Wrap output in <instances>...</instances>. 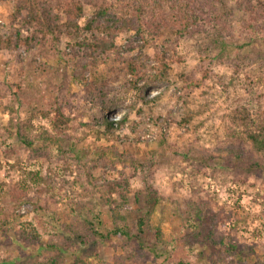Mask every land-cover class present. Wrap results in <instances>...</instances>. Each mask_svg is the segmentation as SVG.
I'll return each mask as SVG.
<instances>
[{"label":"rangeland","instance_id":"374dc122","mask_svg":"<svg viewBox=\"0 0 264 264\" xmlns=\"http://www.w3.org/2000/svg\"><path fill=\"white\" fill-rule=\"evenodd\" d=\"M16 4L17 0L0 2V33L13 29L8 27V17ZM225 5L226 21L241 30L244 16L237 0H226ZM91 14L92 8L86 5L85 16ZM249 36L245 31V38H238L237 32L236 40L228 38L218 44L212 35L180 39L176 45L181 63L172 65L169 80H142L135 87L126 81L130 78L112 83V69L120 66L116 55L83 68L67 66L62 56L68 48L65 42L57 56L24 48L0 51V144L12 132V145L20 158L18 163L16 158L4 157L0 147V256L21 264L53 253L58 263L73 264L79 254L86 263L96 264L99 256L108 261L122 254L120 239L100 238L91 247L74 245L62 226L72 209L89 220L99 218L104 228L100 232L111 229L114 207L105 202L101 186L123 174L129 180L131 200L137 194L145 199L147 188L154 189L144 200L149 204L145 208L153 209L148 242L161 253L156 258L146 251L132 264H175L174 260L188 258L187 252L179 249L178 238L182 226L190 221L191 208L198 210L204 226L198 245L204 260L198 259L197 264H264V157L255 152L246 136L264 125V38L252 41ZM102 37L108 40V36ZM170 37L164 33L141 48L145 46L141 37L126 31L115 43L121 58L130 61L142 54L145 63L154 65L155 46L167 48ZM206 46L213 49L217 76L200 88L187 90L185 85L200 78L198 56ZM102 86L108 88L106 100L113 101L109 110L100 105ZM59 109L71 120L64 132L72 141L65 139L64 150L74 143L76 151L88 153L85 163L69 171L58 167L61 143L55 139L59 132L52 124ZM125 116L134 130L120 131L118 137L96 138L95 120L109 118L116 125ZM187 116L192 120L182 125ZM243 117H251L249 125ZM28 118L34 129L20 130ZM18 130L24 136L20 137ZM135 137L141 143H133ZM95 145L117 148L119 157H114L112 168L91 161ZM38 172L51 180L49 185H37ZM51 187L50 192L41 191ZM27 198L32 202H26ZM112 198L118 199L116 195ZM35 206L43 208L35 213ZM132 209V219L141 216L135 205ZM121 210V215H128ZM54 212L58 217L53 219L61 220L55 223L56 249L42 246L47 237L31 249L24 247L14 215H20V221L35 216L42 227L44 222H52L50 213ZM158 229L163 236L161 244H156L154 237ZM210 235L222 244L211 246L206 239ZM229 244L249 255L229 253ZM172 246L178 248L177 253Z\"/></svg>","mask_w":264,"mask_h":264},{"label":"trees","instance_id":"16d2710c","mask_svg":"<svg viewBox=\"0 0 264 264\" xmlns=\"http://www.w3.org/2000/svg\"><path fill=\"white\" fill-rule=\"evenodd\" d=\"M8 1L0 0V2ZM225 2L226 0H17L15 11L8 17V27L13 29L8 34L0 33V51L15 52L24 48L26 51L38 50L49 56H57L60 46L65 42L68 48L63 51L62 56L67 66H82L83 68L89 65L96 66L99 60H108L116 55L120 66L116 70L112 69L111 81L113 84L119 83L123 78H130L126 81L134 87L142 80L149 83L167 81L172 71V65L181 63L176 45L180 39L195 35H212L218 44L228 38L236 40L237 32L238 38H245V31L250 33L249 38L252 41L264 38V0H237L238 8L244 16L242 28L239 31L226 21ZM86 5L92 8V14L89 17L85 16ZM15 25L18 27L14 28ZM126 31H135L141 37L145 43V46H141V48L150 46L152 38H159L164 33L171 37L167 40L169 44L167 48L161 50L155 46L153 57L155 64L151 65L143 61L142 54H138L130 61L120 57V48L115 41L120 34ZM102 35L108 36V40H105ZM212 52L213 49L209 46L202 48L198 56L199 65L197 67L200 78H192V83L185 85V89L200 88L204 82H210L216 78L217 75L213 69L215 58H213ZM98 94L103 98H100L101 107L109 110L113 101L106 100L108 88L102 86L99 88ZM250 119L251 117L241 118L245 125H249ZM191 120V116H187L182 120L184 123L182 125L190 123ZM95 122L96 125L93 128L96 129L94 134L97 139L108 138L115 134L118 137L117 133L120 131L135 129L131 126L128 116L122 118L116 125L109 118L95 120ZM70 123L69 116L64 115L60 109L57 110L52 125L59 132V135L55 137L56 141L61 143L59 146L61 160H59L58 167L60 165L64 171H69L73 166L85 163L84 161L88 159V153L85 150L76 151L73 147L74 143L70 145V149L64 150L62 143L65 142V139L69 142L72 141L69 135L64 132V128ZM19 129L22 131L33 130L31 118L22 122ZM22 131L18 132L20 137L24 136ZM246 136L252 143L255 152L264 157V125L257 127L255 132L247 133ZM12 139L11 132L9 138L0 144V147L4 152V157L16 158L19 163L20 158L14 151ZM124 139L129 138L124 135ZM25 142L31 145L30 142ZM132 142L141 143L138 137L132 138ZM90 157L96 166L99 162L98 164L104 167L111 164L112 168L116 161L113 159L119 157V153L115 146L101 148L95 145L90 152ZM236 157L239 158V156ZM43 158L45 157L42 156L41 159ZM253 167H258V164H253ZM37 175L35 180L37 185L42 182L50 184L51 180L44 177L41 172H38ZM53 188L48 190L45 188L41 191L50 192ZM101 188L106 194H104L105 202L114 207L111 208L113 227L106 229L104 234L100 232L104 228L103 222L99 218L89 220L87 215H80L79 212L71 209L68 219L62 226L67 232L69 243L91 247L97 244L100 238L102 240L117 238L122 241L120 246L122 254L113 255L108 261H104L98 255L96 264H132L140 261L146 251L159 258L161 253L156 252L155 246L148 242L152 231L150 216L153 209L145 208L149 204L144 201L150 194H153L154 189L147 188L145 199L137 194L131 200V198L129 199L131 191L129 180L123 174H120L116 181L103 184ZM22 190L25 192V189L22 188ZM17 191L19 192L18 189ZM114 195L117 196V200L112 198ZM26 202H32V200L27 198ZM129 205L133 207L135 205L136 210H140L141 216L132 219L135 212L133 213L132 206L128 207ZM42 208L35 206V213ZM122 208L128 213V217L121 215ZM50 215L54 224L44 222L42 227L35 221V216L20 221L21 216L14 215L16 221L19 222V239L24 243V247L31 249L42 243V239L47 237V243L45 245L42 243V246H46L50 250L56 249L54 236L57 235V227L55 223L61 220L53 219V217H58L55 212ZM65 216L63 214V217ZM129 217L132 219L130 223L128 222ZM189 220L182 226L178 238L181 246L179 249L187 252L189 257L174 260L175 264H197L198 259L204 260L203 250H199L201 246L198 248L204 228L200 223L201 218L198 210L191 208ZM154 237L156 244L162 243L163 236L159 229L155 232ZM206 239L211 246L222 244V241L215 242L212 235L207 236ZM113 249L116 250L114 247ZM227 249L229 253L236 251L241 256L249 255L242 252L235 244H229ZM172 250L178 252V248L175 246H172ZM249 251L251 250L249 249ZM45 258L41 256L30 258L21 264H65L58 263L53 253ZM74 258L73 264H92L86 263L79 254H76ZM0 264L20 263L10 259L5 260L0 256Z\"/></svg>","mask_w":264,"mask_h":264}]
</instances>
